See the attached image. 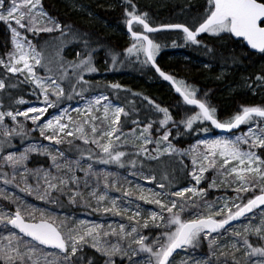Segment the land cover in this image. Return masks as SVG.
I'll return each instance as SVG.
<instances>
[{
	"label": "snow or ice",
	"instance_id": "obj_1",
	"mask_svg": "<svg viewBox=\"0 0 264 264\" xmlns=\"http://www.w3.org/2000/svg\"><path fill=\"white\" fill-rule=\"evenodd\" d=\"M130 3V0H126ZM133 11L125 9V15L129 17L126 21L129 32L132 33V38L135 41L131 47L126 51L129 55L143 53L145 60L144 64H151L152 68L159 74L163 80L168 81L175 89L176 93L182 98L183 103L188 106H193L197 111L193 114L187 115L179 122L173 120L167 108L160 107L154 101L145 97L148 104L152 105L156 111L163 114V118L159 120L160 127L164 129L162 135L152 140L149 133L151 124H147L141 131L140 136L137 137L139 148L136 153L137 156L145 155V159L159 160L161 156H188L191 159L192 170L187 173L195 181L196 185L201 183L204 179V173L209 168H215L218 174L224 177H233L231 181H222L228 183L238 195L235 198L240 203L233 202L231 207L225 202L224 208L215 209L213 204L206 203L203 205V211L193 214L190 218H182V214L190 209L201 207L192 197L186 196V193H192L193 196H201L206 191L195 186L185 187L179 191H165L166 185L164 183H157L156 187L162 191L156 192L151 189H144L139 186L136 192L139 194L136 199L143 201L145 204H154L160 208V213L152 212L147 219H143L141 223V212L139 210L131 211L129 207H122L117 203L116 199L109 198L106 194L99 195L95 191L92 197L97 201V206L92 210L95 212L112 213L116 216H123L133 221V226L130 230H126L124 224L119 225V233L116 232L112 225H109L111 231H102L103 226L94 224L76 228H66L64 225H57L56 218L46 214L43 210H39V217L36 216V209H30L27 212L29 219L26 220L25 212L20 207L16 208L14 214L9 215L0 213V224L5 228L10 225L11 229H15L22 237L30 238L26 242L21 236L10 232L9 235L3 236L2 239L7 241L6 244L0 245V261L4 264H40L36 245L46 246L48 248L57 249L59 256L57 259L60 264H95L92 257L85 256V248H91L100 256L106 258L104 264H114L112 257L120 255L127 256L129 261L133 256L139 253H147L150 259L147 264H171L170 257L177 249L187 250L189 247L198 248L203 241H208L209 255L207 259H196L194 264H228V258H231V264H252V257L264 258V245L254 246L249 241V234L255 233L259 240H264V220L259 226H245L243 231H232L231 235L242 242V247L238 246L236 242L225 244L221 248L213 233L223 235L221 230L229 232L226 228L233 221H238L242 217H246L247 213H253V210L264 205V159L254 149H264V127L259 123L256 127H249L248 131L243 135L235 136L234 139L219 137L216 139H198L196 144L190 146L188 149H178L169 140L172 135L171 129L168 127L171 122L177 129L176 136L183 134L203 132L208 134L211 129H218L223 132H232L234 129L240 128L241 125L250 124L254 122V118H260L264 121V107H243L242 111L235 114L228 120L221 121L217 117V110L211 107L206 100L200 99L197 96V90L187 85L184 81H178L173 76L162 71L155 62V56L159 51V45L149 39L147 35L134 32L132 25H142L144 33L157 32L160 29L152 27L147 22V14H135V5L132 6ZM47 18V23L38 18ZM0 22H3L9 27L11 32V44L13 51L7 54L8 62L0 59V67H3L6 72L13 75L19 73L24 74L30 83L35 85L40 91L38 97L42 96V105L29 107L26 111H0V126H3V135L5 138L13 135H25L23 126L17 122V116H23L25 119H30L35 125L40 135L57 145L65 142L64 137H74L80 139L84 144H94L101 150L102 155L99 159L101 163L107 164L114 162L120 167L125 166L123 158L126 156L124 151H120L114 145V141L121 139L120 126L122 124L121 117H128L130 114L123 108L114 107L109 101L107 95H101L89 100L84 110L89 117L81 121H74L70 116H67L68 110L60 108L63 99L66 97L71 100V94H66L64 88L51 75L40 77L37 75L35 69L37 66L44 67L43 55L27 40L26 36H22L21 29L25 32H31L39 35V33H53L60 32L62 36H67L72 33L71 26L62 25L54 18L48 16L44 11L41 0H0ZM39 25V26H38ZM165 27L180 29L184 33L186 41L192 44H199L197 37L201 33H208L212 36L220 37L221 34H229L230 37L241 38L242 42H246L247 46L256 52L264 53V0H208V7L205 14L198 22V26L190 29L182 24L166 25ZM67 29V31L65 30ZM84 43L87 45L88 41ZM175 46V45H174ZM212 51V49H209ZM80 54L77 53V56ZM116 58L113 57L115 64ZM22 65V67H21ZM74 69H79L78 83L87 84L88 81L83 79V72H96L97 69L91 64V56L81 59L78 64L73 65ZM64 71L63 69H61ZM67 75V73H64ZM256 79L264 80V76H257ZM8 87L5 80L0 79V90ZM15 87V85H13ZM112 89H120L119 84L109 85ZM75 92V87H73ZM83 91V90H82ZM81 92H75L76 95L82 96ZM207 95V94H205ZM55 97V99H51ZM17 104H24L26 101L21 98L16 100ZM103 108V115L98 116L95 113L100 112ZM49 109H58V114L51 119H46L45 122L37 123L45 117ZM77 113H81L80 108L74 109ZM35 115H29V114ZM5 116L10 117L16 127L9 129L4 126ZM67 117L68 123H63ZM95 121H101L98 126ZM137 123L136 120L132 121ZM210 124L211 128L207 125ZM86 125L90 126L92 139L88 138V131ZM106 125V126H105ZM183 126V133L180 131V126ZM194 125H204L203 127H194ZM71 126V127H70ZM159 131V129H158ZM51 133V134H48ZM106 140V142H105ZM71 143V141H67ZM127 142V138L125 141ZM155 144L156 147L152 150L147 148L148 144ZM242 145H247V150L242 148ZM40 152L45 154L47 149H39L30 147L25 149L20 155H8L4 157L6 161L16 168L23 166L28 159L29 152ZM155 152L156 155L151 153ZM219 157V160H217ZM54 166L59 169L60 164L56 163L57 157L50 154ZM91 159V156L88 157ZM78 164V161L76 162ZM184 163L183 160L180 161ZM135 167L136 161H131ZM185 167H187L185 165ZM71 171V169H69ZM89 173L86 171L85 175ZM24 176V173H21ZM15 179V177H13ZM105 189H113L121 191L124 197H132L134 192L131 187L124 188L119 181L113 180L109 182L108 176L105 175ZM149 183L154 180V177H145ZM165 179H168L165 176ZM58 181V182H55ZM71 182H76V177L73 175L70 178ZM69 180L61 177L52 176L49 179V174H45L46 187L40 188L39 181L35 189L29 186L25 181V187L21 191L27 192L28 195L36 194L37 198L46 202H54L50 200L53 192H61L63 194V187L67 185ZM238 182V183H237ZM4 183H9L6 179ZM216 181L210 187H215ZM259 187V195H253L251 198H246L240 193L252 192ZM79 193H74L69 197L70 203L76 202V196ZM177 197L176 200H166L165 197ZM83 198V197H81ZM4 199L11 200L12 197L5 195ZM247 199V202L243 201ZM192 200L189 204L188 201ZM107 201L110 206H105ZM124 204H132V200H124ZM90 206V205H89ZM139 209V205L136 206ZM233 208L235 211H233ZM131 211V215L128 213ZM264 211V210H262ZM167 215H164V213ZM219 217V219H217ZM151 226L156 228H163L164 231L161 236H158L149 244L146 243L148 237L141 234L140 229L149 228ZM162 222V223H161ZM84 221H80V225H84ZM119 236L120 240L127 241V249L120 246L119 243L112 244L105 240L109 236ZM34 242V243H32ZM133 245L138 246L133 248ZM243 249V250H242ZM236 253H241L240 258H237ZM48 255H53L49 253ZM215 258V259H213ZM44 264H55L54 261L45 259ZM255 264H264V259L255 261Z\"/></svg>",
	"mask_w": 264,
	"mask_h": 264
},
{
	"label": "rangeland",
	"instance_id": "obj_2",
	"mask_svg": "<svg viewBox=\"0 0 264 264\" xmlns=\"http://www.w3.org/2000/svg\"><path fill=\"white\" fill-rule=\"evenodd\" d=\"M70 4L71 6H74L73 2L71 0H65ZM10 2V0H9ZM113 2H116L113 0ZM109 5L112 6V1L108 0L107 2ZM118 4H121V2H118ZM75 7V6H74ZM77 10L81 9V7H76ZM84 11V10H81ZM88 14V13H87ZM49 16V15H48ZM89 16V15H88ZM147 22L150 23L151 26H159L162 24H182L190 29H193L198 26V22L201 19L200 17H191V18H184L180 14H176L174 16H171L170 18L164 17L162 18L163 23L157 18L151 19V17L147 16ZM129 19L127 16L126 19L123 21V24L125 26L126 21ZM38 20H43L44 23H47V18H38ZM8 34L11 41V32L9 30V27L5 24ZM39 26V25H38ZM134 32L142 33V29L138 26H134L132 28ZM22 33V36H26L27 40H30L32 44L37 48L38 51H40L43 55V64L44 67L37 66L35 71L38 76L40 77H46L51 75L53 78H55L58 83L64 88L66 94H71L72 99L69 100L66 97L63 99V103L60 105V108L67 109L68 113L67 116H70L72 120L74 121H81L84 119H88V116L84 110L85 104L92 100L94 97L101 96V95H107L109 97V101H105L103 103L111 102V104L116 107H122V104H120L117 100L114 99V97H120L123 100H126L130 96H136L137 94L133 93L132 90H130L126 85L119 84V78L115 75L118 74H126L128 73V68L132 70L133 68H130L129 66L131 64L140 63L145 60V57L143 53L138 54H132L129 55L127 53V49L135 43V41H132L129 36L126 34V32H123L126 37V49L122 53L123 55L116 54L112 55L110 54L111 60L106 64L107 67L111 71H113L111 74L114 73L115 76L111 75V77H108L102 73L95 74V72H83V79L88 81L87 84L78 83V73L80 72L79 69H74L73 65L78 64L81 59H85L87 57H81L80 55L77 56V53L75 52L71 58H68L66 54L69 52V48L72 44H77V41H74L73 37L72 40L74 42H71L69 38H65L66 36H62L60 32H53V33H44L41 32L39 35L33 34L31 32H25L23 29L20 30ZM59 33V34H56ZM56 34V35H55ZM49 36L48 39L50 41L47 42V44H43L42 47H37V39L40 36ZM206 35L211 36L210 34L206 33ZM155 35L150 36V39L155 40ZM44 42V41H43ZM42 42V43H43ZM84 45V44H82ZM159 45V44H158ZM161 49V47H159ZM11 51H13V46L11 44ZM159 52V51H158ZM158 53L156 54V56ZM155 56V57H156ZM113 57L116 58L115 64L113 63ZM174 57H180V54L174 55ZM122 58V59H121ZM123 60V61H122ZM6 63L8 62V59L4 60ZM91 64L94 66V62L91 58ZM105 65V66H106ZM22 67V65H21ZM1 72H5L6 74L12 76V77H20L22 79H25V77L28 75L27 72L24 74H15L6 72V70L3 67H0ZM63 69L64 71H62ZM67 73L65 75L64 73ZM96 75L93 77V75ZM26 80V79H25ZM28 81V80H26ZM29 82V81H28ZM30 83V82H29ZM31 86L39 93V89L35 88V85L30 83ZM111 84H119L121 86L120 89H112L109 87ZM73 87H75V92H81L82 90V96H78L73 91ZM4 90V89H3ZM0 90V93L1 91ZM109 92H112V96L109 94ZM115 94V96H114ZM41 102L39 104L35 103H29L26 102L22 105L21 108H19L18 111H26L29 107L42 105L43 97L40 96ZM51 99H55V97H51ZM133 103V101H131ZM132 103L130 107L132 106ZM135 107H131L128 112H135ZM80 108L82 110L81 113H77L74 111V109ZM0 111L7 112L12 111L10 109L5 108V106L0 102ZM241 112L240 110L238 113ZM58 114V109H49L48 113L45 114V117H42L41 121H38L37 123L45 122L46 119H51L55 115ZM98 116L103 115V108H100L99 113H95ZM193 114V113H192ZM235 114H237L235 112ZM35 115V114H29ZM225 121V120H224ZM17 122H19L24 130L25 135H13L11 137L5 138L3 135V126H0V213H6L9 215H12L15 213L16 208L19 207L15 201L4 199L5 193H8L9 195L16 197L17 200L21 202L23 207L29 208V209H36L38 210L36 212L37 217H39V210H43L45 213L50 212L49 210L54 205L52 202H46L43 200H40L37 198L36 194L28 195L27 192L22 191L26 193L27 198H24L21 196L22 188L25 187V181L27 184L33 189L36 188L37 182L39 181L40 188L43 189L46 187L45 183V174H49V179H51L52 176L61 177L66 180L70 181V178L74 175L76 177V182H69L67 185L62 186L63 187V194L61 192H58L55 196L59 199V211L58 215L61 217L56 218V224L57 225H64L66 228H76V227H83L87 225H102V231L107 230L111 231L109 229V225H112L113 228H115L116 232L119 233V225L124 224L126 230H130L131 226H133V221H130L126 217L123 216H116L112 213H104V212H95L92 209L97 206V201L92 197V193L95 191L99 195L106 194L111 199H116L117 203L120 204L122 207H129L131 211L139 210L141 212V223L143 222V219H147L150 216V213L156 212L160 213V208L154 204H145L143 201L134 199L132 200V204H124V200H130L128 197H124L121 191H116L113 189H105V175L108 176L109 182L116 180L119 181V183L124 188L131 187L134 194L136 196L139 194L136 192L137 186L144 188V189H151L153 191L159 192L162 191L160 188L156 187L157 183H164L167 187L165 191H179L185 187H191L195 186L199 189L206 190L203 195L201 196H192V193H186V196L192 197V200H195L198 205L201 207L197 208H190L188 209L187 216L182 215V218H190L193 214L197 212L203 211V205L206 203L213 204L215 209H221L224 208L225 202L231 207L232 203H240L239 200H236L237 193L233 191V188L236 187V184H232L231 187L227 186L226 190L224 189L223 193L225 194H219V195H211L208 193H212L214 190V187H210V185L213 183V180L218 179L219 180H226L231 181L234 178L233 177H224L220 174H218L217 170L215 168H209L207 172L204 173V179L201 180V183L199 185H196L195 181L192 180L191 176L187 175L189 171L192 170V163L191 159L188 156H161L159 160H152V159H145V155L142 154L140 156H137L136 153L139 151V148L136 147V144H130L125 143V145H120V143L117 142L114 145L117 147L118 150L124 151L126 153V156L123 158L125 162L124 167H120L114 162L111 163H101L100 162V155H102L101 150L97 148L94 144H84L82 140L76 139L74 137H64L63 143L57 145L51 141H48L44 139L40 135L39 129L32 124L30 119H25L23 116H17ZM63 123H68L67 117L63 120ZM95 123L98 126L101 124V121H95ZM256 122H251L250 124L244 125L238 132L230 134V135H219V134H212L208 133L205 134L202 132V134L198 135L194 142L184 147L183 149H188L190 146L196 144L198 139H216L219 137H224L228 139H234L235 136L243 135L248 131V128L256 127ZM4 126H7L9 129L16 127V124L13 123L12 119L10 117L5 116L4 120ZM106 126V125H105ZM261 127H264V124H260ZM71 127V126H70ZM88 131V138L89 140L92 139L90 126H85ZM145 127V126H144ZM144 127H138L136 131L128 132L127 134L134 135V133L138 131H142ZM172 130L174 127L171 128ZM150 132V131H149ZM51 134V133H48ZM149 133H147L148 135ZM153 138V137H152ZM154 139V138H153ZM156 140V139H154ZM67 141H71V143H68ZM106 142V140H105ZM149 150H152L156 147V145L148 144L147 147H150ZM35 147L39 149H47L48 152L45 154H41L40 152H29L28 153V159L24 162L23 166H17L16 168H13L10 166L8 161L4 159V157L8 155H20L22 152L25 151V149ZM177 147V146H175ZM242 148L247 150V145H242ZM178 149H182L177 147ZM258 155H260V151L264 153V149H254ZM51 155H55L57 157L56 163L60 164L61 167L57 169L52 159L50 158ZM152 155H156L155 152L151 153ZM91 156V159L88 157ZM262 159H264V156L260 155ZM146 160V161H143ZM147 160L149 162H147ZM183 160L184 163L181 164L180 161ZM217 160H219V157H217ZM78 161V164L76 163ZM98 161L100 165H94L92 162ZM131 161H136L135 167L132 166ZM153 161V163H150ZM185 165L187 167H185ZM118 166V167H116ZM125 168V171L122 169ZM71 169V171H69ZM121 170V171H120ZM150 170V171H146ZM88 172V175H85V172ZM173 172V174H171ZM21 173H24V176H21ZM211 173L215 174V178L211 179ZM171 174V176H170ZM177 178H175V175ZM165 176H168V179H165ZM15 177V179H13ZM145 177L152 178L154 177V180L149 183L148 180L145 179ZM8 180L9 183H4L5 180ZM177 179V180H176ZM58 182V181H55ZM190 182V183H189ZM238 183V182H237ZM228 185V183H227ZM15 187V188H14ZM20 193V194H19ZM74 193H79V195L76 196V202L70 203L69 197L72 196ZM259 195V187L254 189L252 192L248 193H240L239 195L251 198L253 195ZM83 197V198H81ZM132 198H134L132 196ZM166 200H176L177 197L168 196L165 197ZM192 200H189L188 203L191 204ZM244 203L247 202V199L243 201ZM20 205V204H19ZM90 205V206H89ZM105 206H110V204L105 201ZM137 205H139V209H137ZM12 208V209H11ZM159 209V210H158ZM264 208L260 209L259 211H256L255 213H252L248 215L246 218L241 220L240 223L236 224L235 226L229 228V232H222L221 234H215L212 235L213 238L216 239L217 244L224 248L225 244H231L233 242H236L238 246H242V242L237 240L235 237L231 235L232 231H243L245 226H259L261 224V221L264 220ZM23 211V210H22ZM131 211L128 213V215H131ZM233 211L235 209L233 208ZM51 212L54 215L55 212L51 209ZM166 213V212H165ZM186 213V211L184 212ZM167 215V214H166ZM28 216V215H27ZM25 215L26 220L29 219ZM219 219V217H217ZM84 221V225H80L79 222ZM162 223V222H161ZM150 224V231L155 232L154 237L161 236L158 232H163V228H156L151 226V221H149ZM142 230H146L143 229ZM12 233H16L18 236H21L19 233H17L15 230L11 229L9 226L7 229L3 224H0V245L6 244L7 241L3 240V236H7ZM141 232V231H140ZM142 234V232H141ZM254 234V233H252ZM22 237V236H21ZM253 240L257 242L258 246L264 245V240H259V238L256 236H252ZM26 242L30 241L28 239H25L22 237ZM161 239L163 237L161 236ZM105 240L112 244L119 243L120 246L124 249H127V241L126 240H120L119 236H109L106 237ZM33 243V242H32ZM203 245L205 246L204 252H198L194 248L189 247L186 251L181 250L179 252V256L174 261H171V264H194V261L196 259L204 260L208 258L209 255V248H208V241H203ZM37 247V255L40 261V264H44L45 259L49 261H54L55 264H60V261L57 259V256L60 254L56 251H50L46 250L38 245ZM138 246L133 245V248H137ZM89 250H93L91 248H85ZM94 251V250H93ZM95 252V251H94ZM49 253H52L53 255H48ZM237 258H240L241 253H236ZM95 264H104V261L106 258L100 256L98 253H95L94 257ZM150 259L149 255L147 253H139L136 256L132 257V260L129 261L127 256L121 257L120 255H116L115 257H112V260L114 264H147V261ZM215 259V258H213ZM259 259H264L260 257H252V264H255V261ZM0 264H4L3 261H0ZM228 264H231V258H228Z\"/></svg>",
	"mask_w": 264,
	"mask_h": 264
},
{
	"label": "trees",
	"instance_id": "obj_3",
	"mask_svg": "<svg viewBox=\"0 0 264 264\" xmlns=\"http://www.w3.org/2000/svg\"><path fill=\"white\" fill-rule=\"evenodd\" d=\"M71 1L75 7L68 4L65 0H41L44 11L50 17L62 25L71 26L72 33L76 34L75 37L71 33L65 37L70 40L73 37L74 41H77V44L71 45L66 56L71 58L75 52L79 53L81 57L90 55L94 62V67L97 69L95 74L103 72L102 74L105 73L104 75L108 77L116 75L119 78V84L126 85L134 94H137L136 96L128 97L126 100L120 97L116 98L114 94V99L122 104V107L127 112L131 107L136 106L135 112H128L130 114L128 117H121L120 132L117 133L121 139L115 141V144L118 142L120 145H125V143L137 145L138 141L134 137L138 136L141 131L134 133V135L127 133L136 131L138 127H144L147 124L152 125L148 134L152 140L158 139L162 135L164 129L160 127L159 120L163 118V114L148 104L145 97L151 99L160 107L167 108L173 120L177 122L197 111L193 107L186 106L172 92L170 87L155 74L152 68L148 64H144L143 61L131 64L129 67L133 69L130 70L128 68V73L118 74V72L115 75L114 73L111 74L113 71L110 73L106 64L111 60L110 54L123 55L122 53L126 49L127 41L123 33L126 32V23L125 26L123 24L127 17L125 9L133 11L131 6L134 4L135 14L142 15L146 13L151 19L157 18L163 23L162 18H170L176 14H180L184 18L202 17L208 7V0H130V3L126 2V0H114L116 2L111 0L112 6L107 3L108 0ZM118 2H121V4H118ZM76 7H81V9L77 10ZM162 25L172 24L165 23ZM65 30L67 31V29ZM155 37L154 43L159 44L161 47L155 57L157 66L176 80L184 81L187 85L196 89L198 98L206 100L211 107H214L217 110V117L221 121L230 119L235 115V112L242 111L243 107H264V80L258 81L256 79L258 75L264 76V53L249 49L244 43L230 37L229 34H221L220 37L204 34L198 39L200 41L199 44H192L186 41L184 35L179 32H161L155 34ZM48 38L49 36L44 35L38 37L36 46L39 48L44 43L47 44L50 41ZM85 40L88 41L87 45L84 43ZM74 41L72 40L71 42ZM209 49H212V51H209ZM9 52H11V41L8 30L5 24L0 22V59H8L7 54ZM176 54H180L182 58L174 57ZM1 70L0 79L5 80L8 85L0 93V102L5 108L13 112L18 111L22 105L17 104L16 100L21 98L29 103L39 104L41 102L40 96L38 97L37 95L38 92L28 81L20 77H12L5 72H1ZM95 74L93 77L96 76ZM111 93L109 92L113 98ZM131 103L132 106L130 107ZM133 120H136L137 123H133ZM254 120L256 123L264 124V121H261L260 118H254ZM244 125H241L238 130L229 133V135L238 132ZM203 126L194 125V127ZM207 126L211 128L209 124ZM168 127L170 129L174 127L173 130L171 129L172 135L169 140L182 149L191 145L196 137L202 134V132H194L177 137L176 127L171 122ZM180 131L183 133L182 125L180 126ZM210 133L218 134L213 129H211ZM125 138H127V142H124ZM147 148L149 149L151 146ZM260 155L264 156V153L260 151ZM147 162L149 161L147 160ZM92 163L100 165L98 161ZM150 163H153V161ZM123 170L125 171V168ZM174 176L177 178L176 174ZM215 177V174L211 173L210 178L214 179ZM215 181L214 190L208 195L225 194L223 191L224 189L226 190L227 183H222L224 180H219V178ZM19 192L22 197L27 198L26 193L20 190ZM58 192H53L50 197V200L54 201L51 209L57 215H54L51 209L49 210L50 212H46V214L55 218L61 217L58 215L60 213L58 212L60 209L59 199L55 196ZM5 194L12 197L13 202L15 201L27 216V212L30 209H25L16 197L8 193ZM133 197V200L136 199V194ZM188 212L186 210V213L182 215L187 216ZM166 214L164 213V215ZM150 228L149 226L144 231L142 228L140 229L142 234L148 237L146 243L149 244L155 239V232L150 231ZM158 233L161 234V232ZM252 236H256V234H249L250 243L258 246ZM194 249L198 252H204L205 246L202 242L198 248ZM178 254L171 261H175L179 256ZM94 255L95 252L93 250L85 249L86 259L87 257H94Z\"/></svg>",
	"mask_w": 264,
	"mask_h": 264
},
{
	"label": "water",
	"instance_id": "obj_4",
	"mask_svg": "<svg viewBox=\"0 0 264 264\" xmlns=\"http://www.w3.org/2000/svg\"><path fill=\"white\" fill-rule=\"evenodd\" d=\"M134 24H136L135 22L133 23V25ZM137 25H139V24H137ZM141 27H142V25H140ZM166 25H159V26H156V28H159L160 30L159 31H157V32H152V33H144V30H143V33L142 34H144V35H149V34H156V33H160V32H181V33H183L180 29H174V28H168V27H165ZM143 28V27H142ZM126 33H127V35L133 40V38H132V33L131 32H129V30H128V25H127V23H126ZM184 34V33H183ZM204 33H201L198 37H197V39L198 38H200L202 35H203ZM234 39H241V38H236V37H233ZM242 40V39H241ZM134 41V40H133ZM245 45L247 46V44H246V42H245ZM248 47V46H247ZM249 48V47H248ZM249 49H251V48H249ZM253 50V49H252ZM255 51V50H254ZM151 68H152V66H151V64L149 63L148 64ZM152 70L155 72V74L166 84V85H168L169 87H170V89L172 90V92L175 94V95H177L181 100H182V98L179 96V94L178 93H176V91H175V89L172 87V85L168 82V81H165V80H163V78L162 77H160L159 76V74L155 71V69L154 68H152ZM183 101V100H182ZM186 106H188V105H186ZM188 107H193V106H188ZM210 125V124H209ZM211 126V125H210ZM214 131H216L218 134H229V133H231V132H223V131H221V130H218V129H213ZM236 130H238V129H234V130H232V132H234V131H236ZM264 205H262V206H260L259 208H256V209H254L253 210V212L254 211H256V210H258V209H260V208H262ZM249 214H251V213H247L246 214V216H248ZM245 217H242L240 220H238V221H233V222H231V224L230 225H227L226 226V228H230V227H232V226H234V225H236V224H238L242 219H244ZM9 227L11 228V226L9 225ZM13 230H15V229H13ZM17 233H18V231L17 230H15ZM221 231H223V230H221ZM20 234V233H19ZM213 234H215V233H213ZM21 236H22V234H20ZM25 239H28V240H30V238H27V237H24ZM34 243V242H33ZM38 246H40V247H42V248H44V249H46V250H50V251H56V252H58L59 253V251L57 250V249H52V248H48V247H46V246H42V245H38ZM181 249H177L174 253H173V255H172V257H170V260L180 251Z\"/></svg>",
	"mask_w": 264,
	"mask_h": 264
},
{
	"label": "flooded vegetation",
	"instance_id": "obj_5",
	"mask_svg": "<svg viewBox=\"0 0 264 264\" xmlns=\"http://www.w3.org/2000/svg\"><path fill=\"white\" fill-rule=\"evenodd\" d=\"M148 37H149V39H150V36H152V35H147ZM203 36V35H202ZM237 41H240V42H242V40L241 39H237ZM242 43H244L245 44V42H242ZM120 195H122V194H120ZM128 199H132V197H128ZM133 200V199H132Z\"/></svg>",
	"mask_w": 264,
	"mask_h": 264
},
{
	"label": "built area",
	"instance_id": "obj_6",
	"mask_svg": "<svg viewBox=\"0 0 264 264\" xmlns=\"http://www.w3.org/2000/svg\"><path fill=\"white\" fill-rule=\"evenodd\" d=\"M139 136H140V134H139L138 136L134 137V139L137 140V137H139ZM137 141H138V140H137Z\"/></svg>",
	"mask_w": 264,
	"mask_h": 264
}]
</instances>
